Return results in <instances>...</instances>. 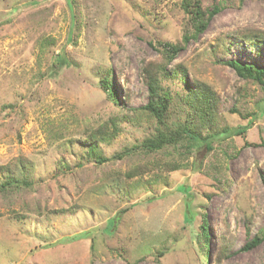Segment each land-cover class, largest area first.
Listing matches in <instances>:
<instances>
[{
  "label": "rangeland",
  "instance_id": "obj_1",
  "mask_svg": "<svg viewBox=\"0 0 264 264\" xmlns=\"http://www.w3.org/2000/svg\"><path fill=\"white\" fill-rule=\"evenodd\" d=\"M181 3L0 0V166L31 183L0 195V264H264V88L224 65L264 68V0H201L221 10L167 68L179 71L164 83L172 96L184 93L182 69L217 94L227 132L187 159L182 148L140 147L156 128L142 112L145 70L181 40ZM62 52L68 64L56 69ZM109 69L124 112L101 85ZM116 115L122 131L100 144L111 160L98 165L83 145Z\"/></svg>",
  "mask_w": 264,
  "mask_h": 264
},
{
  "label": "trees",
  "instance_id": "obj_2",
  "mask_svg": "<svg viewBox=\"0 0 264 264\" xmlns=\"http://www.w3.org/2000/svg\"><path fill=\"white\" fill-rule=\"evenodd\" d=\"M181 8L186 15L187 23L181 40L176 43L164 44V50L161 52L164 61L157 71L151 67L145 70V82L149 89L150 100L142 108V112L156 121V128L152 136L145 139L140 147L151 153L169 147L174 149L182 148L183 152H180V155L187 159L196 150L202 147L209 148L213 141L220 138L222 133L227 132V130H218L217 116L220 111V104L217 94L210 87L198 83L194 87L190 86L186 82V71L183 69L181 70L183 74L181 82L183 85L185 84L184 93L172 96L170 88L164 86V83L178 77L179 74L178 70H174L170 75V71L167 70L169 65L174 61L178 53L187 47L190 41L196 40L198 36L207 30L211 19L221 10V6L218 4L211 9H205L201 0H182ZM248 40L246 39V41ZM251 41V43L258 46L263 43V40L258 37L254 40L251 39ZM56 61L54 64L56 69H61L62 66L68 64L66 55L63 52ZM224 65L230 66L241 79L252 81L264 88V68H258L251 64H241L236 61L225 62ZM110 76L111 70L109 69L106 72V76L102 79L101 85L109 94L110 100L124 112L126 108L120 103L118 92ZM174 105L180 108V112L177 117L172 118L171 108ZM121 116L112 117L107 123L102 124L88 136L89 140L83 146L90 161L103 165L111 160L110 157H106L102 153L100 144H109L122 131L119 128V123L124 117ZM240 133L241 131L237 134ZM117 156L122 157L120 154ZM191 166L193 167V165ZM180 168H182L181 164H174L170 169L173 171ZM23 173L25 172L22 170L21 174ZM30 186L31 183L24 178L16 176L10 168L0 166V195L21 191L23 187ZM184 191H187V189H184ZM187 197L184 221L188 224L193 220V213L190 210V196ZM124 212H119V214L108 221L107 229L109 232H112L117 227ZM201 234L205 242L204 257L208 263L209 235L208 221L205 215L202 216ZM87 236L88 234L86 233L81 237ZM261 241L262 237L256 236L245 245V249H251Z\"/></svg>",
  "mask_w": 264,
  "mask_h": 264
}]
</instances>
